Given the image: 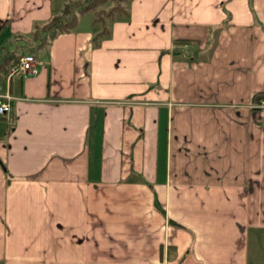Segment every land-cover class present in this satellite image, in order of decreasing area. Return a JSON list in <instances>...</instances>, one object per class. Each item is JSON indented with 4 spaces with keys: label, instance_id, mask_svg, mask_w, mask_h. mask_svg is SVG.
I'll list each match as a JSON object with an SVG mask.
<instances>
[{
    "label": "crops",
    "instance_id": "crops-1",
    "mask_svg": "<svg viewBox=\"0 0 264 264\" xmlns=\"http://www.w3.org/2000/svg\"><path fill=\"white\" fill-rule=\"evenodd\" d=\"M84 1L0 0V264H264V0Z\"/></svg>",
    "mask_w": 264,
    "mask_h": 264
},
{
    "label": "trees",
    "instance_id": "trees-1",
    "mask_svg": "<svg viewBox=\"0 0 264 264\" xmlns=\"http://www.w3.org/2000/svg\"><path fill=\"white\" fill-rule=\"evenodd\" d=\"M105 1L106 0H91V1H89V4L80 5L79 12L81 13V12H84L86 10L96 8L99 4H102ZM114 8H118V6H116ZM71 13H74V12L71 11V5L68 4L64 7V10L62 13V14H64V16L63 15L54 16L51 19L50 23L43 29L42 35H40V38H41L40 44L41 45H44L47 42L48 37H54L58 31L67 30L76 23L77 14H72L70 19H65V17ZM36 37L39 38V32L38 31L36 32ZM18 61H19V57H17L14 62H18ZM260 96H262V95L259 93H255L254 94V101L257 100L258 98H260Z\"/></svg>",
    "mask_w": 264,
    "mask_h": 264
},
{
    "label": "built area",
    "instance_id": "built-area-1",
    "mask_svg": "<svg viewBox=\"0 0 264 264\" xmlns=\"http://www.w3.org/2000/svg\"><path fill=\"white\" fill-rule=\"evenodd\" d=\"M17 40H20L17 37ZM21 41V40H20ZM37 59L34 51H26L19 57V61L11 65L10 75L15 73L36 74L38 72ZM12 96L9 93L0 94V115H5L12 110Z\"/></svg>",
    "mask_w": 264,
    "mask_h": 264
},
{
    "label": "rangeland",
    "instance_id": "rangeland-1",
    "mask_svg": "<svg viewBox=\"0 0 264 264\" xmlns=\"http://www.w3.org/2000/svg\"><path fill=\"white\" fill-rule=\"evenodd\" d=\"M89 1H91V0H85L83 3H86V4H89ZM120 1L121 0H108V2L105 4V5H103V7L104 8H101V9H108V8H110V6L111 5H113V6H118L119 5V3H120ZM69 5H71V11L72 12H74V13H71V14H68L66 17H65V19H70L71 18V16H72V14H76L77 12H79V7H80V5H82V4H79V3H69ZM100 5V4H99ZM98 5V6H99ZM111 9V8H110ZM108 13V11H105V10H101V11H99V16L101 17L102 16V14L103 15H106ZM63 16H64V14H62ZM30 49V47H29V45H27V44H25L24 45V49L23 50H29ZM32 49V48H31ZM34 52H36V48H34V49H32Z\"/></svg>",
    "mask_w": 264,
    "mask_h": 264
}]
</instances>
